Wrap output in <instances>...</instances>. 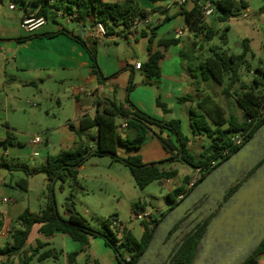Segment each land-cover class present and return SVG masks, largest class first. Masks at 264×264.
<instances>
[{"label": "crops", "instance_id": "crops-1", "mask_svg": "<svg viewBox=\"0 0 264 264\" xmlns=\"http://www.w3.org/2000/svg\"><path fill=\"white\" fill-rule=\"evenodd\" d=\"M103 1L115 3L125 0ZM135 1L149 12L147 16L149 23L141 25L133 35L119 33L109 35L107 38H96L92 33L93 21L84 23L76 21L77 29L72 32L80 34L87 46L95 53L100 70V73H97L87 49L76 40L64 34L54 37L28 38L34 34H45L58 29H48L47 23L35 32H27L22 27L23 18L26 15L35 16L37 12V9L29 4V0H26L25 4L13 3L12 0H0V97L2 91L5 92V87L16 84L18 78H21L22 85L37 89L39 103H45L44 109L37 111L36 115L39 118L37 123L42 130L39 135L44 140L41 146L46 151V158L39 162L40 168L27 164L26 147L18 139L17 133L21 129H29L33 121L31 113L34 110L26 112L19 106H10L9 96L5 95L4 108L1 107L0 101V191L7 186L14 188L13 183L20 184V187L24 185V179L21 177L13 181L14 171H23L27 176L38 175L41 172L45 173L49 158L61 151L76 149L80 145L84 148L95 149L97 128L81 130L80 122L86 116L93 118L96 114L103 113L112 102L124 104V107L128 108L126 97L121 96V93H127L130 77L133 78L134 84L129 93L130 102L139 110L158 120H179L182 133L190 139L189 148L191 150L198 136L192 130L191 110L195 108L196 101L199 100L198 95H194L196 92L192 85V72H195L199 64L198 52L202 55L203 50L199 49L200 37H194L191 34L184 17L179 13L183 6L190 8L194 0ZM200 1L206 5L211 3V0ZM243 1L247 7L242 9L240 16H247L255 11L262 12L264 0L254 3L248 0ZM12 3L15 5L14 9L10 8ZM18 8L21 14L17 19L14 12ZM167 16L170 19L165 20ZM66 19L67 22L73 21L67 17ZM206 22L214 28V24L220 21L214 13L206 18ZM152 28H155L156 34L154 48L164 52L160 61L161 74L157 78L149 77L143 69L134 68L136 62L143 64L148 60L147 46ZM163 39H178V43L171 44L165 49L158 45V42ZM121 41L127 42L129 47L120 43ZM124 51L126 54H122ZM14 73L17 75H12ZM187 95H191L190 100L180 101ZM33 106L36 107V104ZM124 123L125 121L121 119L118 125L120 134L123 139H126L132 133L121 127ZM153 131L173 141L174 137L169 131H161L156 127ZM35 136L30 137L27 144L32 149L34 146L31 145V141ZM117 148L120 156H140L144 163H152L155 160L162 162L172 158L155 135L149 137L139 149L131 150L123 145H118ZM191 169L183 177L184 181L187 179L185 181L187 183L184 184L186 191L196 175L197 169ZM8 177H10L9 180H7ZM179 177L178 172L176 177L161 181L169 182ZM45 183L48 184V179H45ZM24 186L26 189L21 187L18 193V197L23 200L20 202L14 200L5 212L0 211V237H11L13 228L17 226L13 218H18L26 209L32 211L30 202L26 203L29 195L28 180ZM174 189L175 187H172L169 194ZM65 191L70 194L69 188ZM46 203L47 198L43 197L42 209ZM144 205L145 209L142 210L150 211L147 204L144 203ZM164 209L156 210L162 212ZM64 218H68L67 212ZM40 227V224L33 226L27 245H35L36 240L42 238L39 232ZM57 236H61L64 241L65 256L79 252L80 246L66 234L56 232L49 239ZM98 239L93 238L90 244L98 245L99 254L106 259L107 264H120L115 252L106 245L103 239ZM43 240L47 242V238ZM90 256L93 257V254L91 253ZM17 258L18 256H15L13 259L17 261ZM6 259L5 256L0 255V263ZM259 261L264 264V254L259 256Z\"/></svg>", "mask_w": 264, "mask_h": 264}, {"label": "trees", "instance_id": "trees-1", "mask_svg": "<svg viewBox=\"0 0 264 264\" xmlns=\"http://www.w3.org/2000/svg\"><path fill=\"white\" fill-rule=\"evenodd\" d=\"M12 1L17 4L26 3V0ZM29 4L37 9L36 17H45L48 20L50 14L59 16V13H61V15L70 16L71 20L80 23L98 21L104 24L109 35L129 34L133 20L136 17L146 18L149 14L135 0L115 3L103 0H29ZM211 4L220 22L239 17L242 9L247 7L243 0H211ZM205 6L204 2L194 0L190 8L183 6L179 13L184 17L191 34L194 37H200V51L204 50L205 44L211 42L217 35V31L206 22L203 15ZM262 11H264V5ZM167 19H170V17L167 16L165 20ZM60 34H64L82 44L94 62L95 71L100 73L95 53L87 46L80 34L59 27L55 31L34 34L28 38L54 37ZM155 38V28H152L147 46L148 60L141 64V69L149 77L157 78L161 74L160 61L164 56V52L154 48ZM221 39L222 43L226 44V34H223ZM176 43H178V39H163L158 42V45L166 49L169 45ZM242 47L243 53L239 55L209 47L208 50L211 55L205 59L198 58V67L195 72H192V85L196 92L200 93L202 91L199 85L200 81L205 83L215 81L223 87L222 92L228 100L230 98L235 100L242 113V119L233 114H229L227 117L226 109L210 94L204 95L196 101L195 108L191 110L193 133L195 135H206L211 139L209 146L205 148L199 159H196L191 152L189 148L190 139L182 133L179 120H158L139 110L130 102L129 93L134 87L133 78L130 77L126 96L128 108H125L124 104L112 102L103 113H98L93 118L86 116L80 122L81 130L92 127L97 128L96 148H84L80 145L76 149L61 151L49 158L45 167L49 191L47 203L39 214H34L30 209H26L17 218V221H15L17 226L11 232L12 241L0 248V255L7 258L6 261L0 264H29L34 259L43 261L48 258H57V254L53 250L41 251L49 245L43 238H50L56 232L66 234L80 244L81 252L88 249L91 238L101 237L106 245L115 252L120 264H137L159 224L158 220L152 222V217H150L149 220L141 221L143 233L140 238H136L129 230H120L122 236L121 239H118L110 229L113 222L104 223L102 228L91 225L87 218L77 211L73 200L79 173L78 169L89 157H109L113 162L124 163L130 168L135 184L141 191L155 181L172 179L177 176L178 171L162 168L161 165L166 161L144 163L140 156L122 157L118 153V145L136 150L149 137L155 135L161 141L165 150L173 155L169 161L175 159L190 168H201L202 175L199 181L207 176L214 170L218 162L225 161L242 147H231V136L234 133L248 131L247 142L257 129L264 124V61L260 59L261 65L256 68L262 82L255 78L249 86L242 83L241 70L249 65L247 56L251 50L250 40L244 39ZM237 85L238 88L234 89ZM190 98L191 95H187L182 97L180 101L190 100ZM119 118L125 121L127 124L126 130L132 133L126 139H123L119 132L120 126L117 123ZM249 120L252 121L249 122ZM154 127L161 131H169L175 139V144L171 139H165L154 133ZM227 148H229L227 155L221 156V152ZM23 169L26 171L25 167ZM57 182L61 183L59 186L61 191H65L67 188L70 189V195L65 202L68 218L62 217L57 208L54 194V186ZM23 183L26 184L25 179ZM24 185L21 187L26 189ZM185 191V186L178 187L168 194V200L173 202ZM136 208L145 209V205L138 203ZM36 224L41 225L39 232L42 238L37 239L35 245H27L33 226ZM203 233L204 228L187 239L175 256L173 264H192ZM119 247L125 249L126 256L121 254ZM78 254L79 252L68 254V260L73 264ZM261 254H264V241L242 264H262L259 261ZM15 256H18L17 261L13 259Z\"/></svg>", "mask_w": 264, "mask_h": 264}, {"label": "rangeland", "instance_id": "rangeland-1", "mask_svg": "<svg viewBox=\"0 0 264 264\" xmlns=\"http://www.w3.org/2000/svg\"><path fill=\"white\" fill-rule=\"evenodd\" d=\"M250 3L257 2L259 0H248ZM18 17L21 14V10L18 8L15 12ZM243 14V12H242ZM18 15V16H17ZM67 16H48L47 28H59L64 27L69 31H75L77 29V22H67ZM68 18V17H67ZM214 29L217 31V35L211 42L205 44V49L202 55L198 52L200 59H205L211 55L208 48L213 47L218 51H227L230 54H242L243 47L242 42L244 39L250 40L251 50L248 53L247 59L249 65L242 68L241 78L242 83L251 85L253 80L257 78L261 81L259 73L256 68L261 65L260 59L264 53V11L251 12L247 16H239L229 19L225 22H217L214 24ZM226 34L227 42L222 43L221 36ZM129 47L128 43L121 41ZM120 53V52H119ZM122 52V54H124ZM121 54V53H120ZM126 54V53H125ZM264 61V60H262ZM250 66V67H249ZM13 73V72H10ZM12 75H17L16 73ZM16 84L8 85L5 87V92L2 91L0 101L2 108H4L5 95L9 96L8 104L10 106H19L26 112L33 111L31 117L33 119L29 129H21L18 134V139L25 145V157L29 166L40 168V161L46 158V151L43 146H27L30 137L39 135L42 130L37 123L38 116L36 112L43 110L45 103H39V93L34 87H28L22 85L21 78H18ZM201 92L194 95H198L199 98L204 95H212L225 109L227 117L229 114L237 116L242 119V113L237 106L235 100L225 97L222 92L223 87L215 81L203 82L200 81ZM262 82V81H261ZM66 88V86H64ZM238 88V85L234 87ZM195 89V88H194ZM127 95L126 92L121 93V96ZM39 103V104H38ZM36 104V107L33 106ZM121 119L117 120L120 123ZM161 142V141H160ZM175 144V139L173 138ZM211 139L206 135H198L194 140L191 147V152L196 159H199L201 154L205 151V148L209 146ZM35 152L39 153L38 157L33 156ZM171 154V153H170ZM172 155V154H171ZM173 156V155H172ZM154 162H161L155 160ZM152 162V163H154ZM166 170H177L179 172V178L173 181H155L148 185L144 190H139L135 184L130 168L121 162H113L109 157H89L79 170V176L77 178V184L75 185V193L73 200L77 211L83 214L91 225L102 228L104 223L113 222L110 225V229L121 239V231L129 230L136 238H140L143 233V226L140 220H134V213H143V210L136 208L138 203H146L148 210L152 209H164L169 204L168 194L172 187L177 189L180 185H184V175L192 169L178 160H168L161 165ZM14 180L22 179L29 182V195L26 198V203L30 202V207L35 214L41 212V205L43 197L48 196V184L45 183L47 175L44 172L38 175L27 176L23 171H14ZM10 177L7 178L9 180ZM183 179V180H182ZM182 180V182H181ZM60 182H57L54 186L55 200L58 211L61 216L65 215V202L70 195L67 191H61L59 189ZM13 187H5L3 191H0V211L5 212L9 204H12L14 200L22 201V198L18 197L20 192V184ZM185 186V185H184ZM174 189V190H175ZM9 202V203H8ZM17 221V218H13V222ZM120 228V229H118ZM121 230V231H120ZM99 238L101 237H93ZM91 238V240L93 239ZM102 239V238H101ZM90 240V241H91ZM11 237H0V246L6 245L7 242H11ZM47 242L50 244L41 251L53 250L57 253V258H48L43 261L34 259L29 264H72L68 260V255L65 256L66 246L61 236L47 238ZM78 246L81 245L76 243ZM121 254L126 256V251L123 247H119ZM78 256L75 258L73 264H107L106 259L101 256L98 245H89L88 249L84 252L80 250ZM93 254V257L90 254ZM97 261V262H96Z\"/></svg>", "mask_w": 264, "mask_h": 264}, {"label": "water", "instance_id": "water-1", "mask_svg": "<svg viewBox=\"0 0 264 264\" xmlns=\"http://www.w3.org/2000/svg\"><path fill=\"white\" fill-rule=\"evenodd\" d=\"M264 60V53L262 55ZM264 160V124L221 166L206 176L198 185L213 188L212 182L222 169L236 166L248 172ZM188 196L159 223L137 264H144L159 230H168L174 221L190 209ZM264 241V161L256 171L224 202L216 216L207 225L192 264H242ZM126 264V263H123Z\"/></svg>", "mask_w": 264, "mask_h": 264}, {"label": "flooded vegetation", "instance_id": "flooded-vegetation-1", "mask_svg": "<svg viewBox=\"0 0 264 264\" xmlns=\"http://www.w3.org/2000/svg\"><path fill=\"white\" fill-rule=\"evenodd\" d=\"M223 162H218L214 170L221 166ZM262 162L248 172L238 170L236 166L229 167L228 170L222 169L219 176L212 182L213 188L205 186L203 187V192H199L197 185L205 176L196 185L189 188L188 191L179 195L176 200L170 201L169 205L161 213L152 217V222H156V220L159 223L164 221L172 209L193 194L190 209L184 215L178 217L170 229L157 232L152 245L153 252L149 253L144 264H173L175 256L187 239L197 234L202 228H204L205 232L207 225L216 216L224 202L250 178ZM157 229L158 226L153 234Z\"/></svg>", "mask_w": 264, "mask_h": 264}, {"label": "built area", "instance_id": "built-area-1", "mask_svg": "<svg viewBox=\"0 0 264 264\" xmlns=\"http://www.w3.org/2000/svg\"><path fill=\"white\" fill-rule=\"evenodd\" d=\"M10 8L14 9L15 5L12 3L10 5ZM60 14L61 13H59V15ZM213 14H214V7L212 6L211 3H208L205 6V9L203 11V15L205 18H208V17L212 16ZM67 17L69 19H71L70 16H67ZM47 23H48V20L45 17H36L33 15H26L23 18L22 27L27 32L32 33V32H35L36 30L40 29L41 27H43ZM148 23H149V19L147 17L146 18L136 17L130 26L129 35L135 34L141 25L148 24ZM92 33H93V36L96 38H107V37H109L108 31H107L106 27L104 26V24L101 22H98V21H94L92 23ZM134 68L138 69V70L141 69V63L136 62L134 64ZM251 121L252 120H249V122H251ZM121 127L124 129L127 127V124L124 123L121 125ZM247 138H248V131H241L238 133H234L231 136V147L242 146L246 142ZM43 143H44L43 137L40 135L35 136L31 141V145H33V146H41ZM228 151H229V148L222 151L221 156L227 155ZM38 155H39L38 152L34 153V156H38ZM212 164H214V163H212ZM201 175H202V169L198 168L196 170V175L193 177V179L191 181L190 188L199 181V179L201 178ZM159 213H161V211L156 210V209H152V210L147 211V212L143 211V213H135L133 218L136 220H140V221L149 220L150 217L158 215Z\"/></svg>", "mask_w": 264, "mask_h": 264}]
</instances>
